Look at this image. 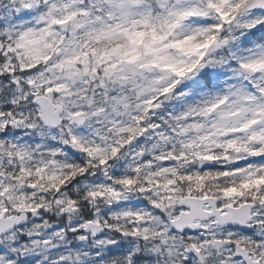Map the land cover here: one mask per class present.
<instances>
[{"label": "snow or ice", "instance_id": "6c2138e0", "mask_svg": "<svg viewBox=\"0 0 264 264\" xmlns=\"http://www.w3.org/2000/svg\"><path fill=\"white\" fill-rule=\"evenodd\" d=\"M0 264H264V0H0Z\"/></svg>", "mask_w": 264, "mask_h": 264}]
</instances>
